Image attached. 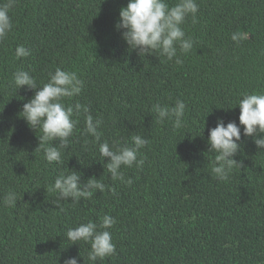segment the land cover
I'll list each match as a JSON object with an SVG mask.
<instances>
[{
  "label": "trees",
  "instance_id": "obj_1",
  "mask_svg": "<svg viewBox=\"0 0 264 264\" xmlns=\"http://www.w3.org/2000/svg\"><path fill=\"white\" fill-rule=\"evenodd\" d=\"M0 264H264V0H0Z\"/></svg>",
  "mask_w": 264,
  "mask_h": 264
}]
</instances>
